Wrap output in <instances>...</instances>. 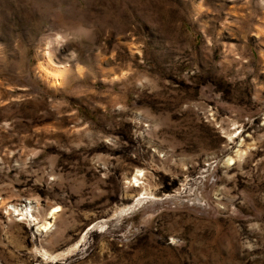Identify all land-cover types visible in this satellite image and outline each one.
Returning a JSON list of instances; mask_svg holds the SVG:
<instances>
[{
  "label": "rangeland",
  "instance_id": "rangeland-1",
  "mask_svg": "<svg viewBox=\"0 0 264 264\" xmlns=\"http://www.w3.org/2000/svg\"><path fill=\"white\" fill-rule=\"evenodd\" d=\"M0 264H264V0H0Z\"/></svg>",
  "mask_w": 264,
  "mask_h": 264
},
{
  "label": "bare ground",
  "instance_id": "bare-ground-1",
  "mask_svg": "<svg viewBox=\"0 0 264 264\" xmlns=\"http://www.w3.org/2000/svg\"><path fill=\"white\" fill-rule=\"evenodd\" d=\"M42 74L51 82H58L62 75V69L50 62H45L41 65ZM136 180V179H135ZM17 209V208H16ZM19 210V209H18ZM54 212V211H52ZM52 212L50 214H52ZM51 223V222H50ZM49 221H46L42 228H47L50 225ZM51 226V225H50Z\"/></svg>",
  "mask_w": 264,
  "mask_h": 264
}]
</instances>
